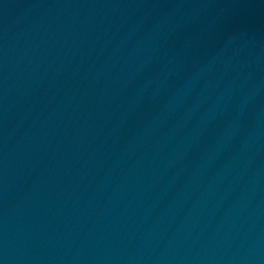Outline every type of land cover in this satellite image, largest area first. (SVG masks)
Listing matches in <instances>:
<instances>
[{
    "label": "water",
    "instance_id": "95a60500",
    "mask_svg": "<svg viewBox=\"0 0 264 264\" xmlns=\"http://www.w3.org/2000/svg\"><path fill=\"white\" fill-rule=\"evenodd\" d=\"M0 264H264V0H0Z\"/></svg>",
    "mask_w": 264,
    "mask_h": 264
}]
</instances>
